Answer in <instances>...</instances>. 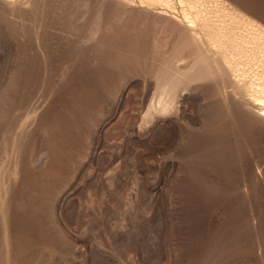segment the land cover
I'll list each match as a JSON object with an SVG mask.
<instances>
[{
  "label": "rangeland",
  "instance_id": "1",
  "mask_svg": "<svg viewBox=\"0 0 264 264\" xmlns=\"http://www.w3.org/2000/svg\"><path fill=\"white\" fill-rule=\"evenodd\" d=\"M172 1L0 0V264H264V0Z\"/></svg>",
  "mask_w": 264,
  "mask_h": 264
},
{
  "label": "bare ground",
  "instance_id": "2",
  "mask_svg": "<svg viewBox=\"0 0 264 264\" xmlns=\"http://www.w3.org/2000/svg\"><path fill=\"white\" fill-rule=\"evenodd\" d=\"M139 2L140 3H146V4H157V5H160L161 8L163 10H166L167 12L168 11H175V3L172 0H139ZM196 2H197V0H177L178 5H180L182 7L181 10H180V20H179L180 23L183 25V27H186V28L192 30L191 32L194 34V37L195 38H198V40H199L200 39V36L197 35V33L195 32V30H193L194 27H195V25H197L196 21H198V17H199V14H197L198 12H196V13H194V15H192V10L193 9H196L195 7L197 6L195 4ZM162 13H165V12H162ZM202 19H203V22L206 25H208V26L210 24H218V25H221L222 26V22L227 21V20H228V23L231 24V27L232 28L230 29V32L227 31L228 33L222 34L223 32L221 33V28H220V29H218V32L216 31L212 35V37H209V41L210 42H216V41H218L219 40L218 39V36L220 35V36H223L222 37L223 39H224V36H225V40H226L225 43L226 44L227 43L228 44L230 43L231 45H233V44H235L237 42L238 43H241V44L242 43L245 44L246 42L250 43L248 40L246 41V34H248V35H251L250 36L251 37V40L250 41H252V42H259L260 43V45H261L260 46V50H261V53L264 55V31L263 30H260V29H258L256 27H254V26H252L251 25L252 23L250 24L248 21H245L244 19L241 20L239 17H237L236 14L229 13L223 7H222V10H220V12H217V14L215 13V14H212L210 16H205ZM214 21L215 22L217 21L219 23H215ZM242 23L245 24V27L243 29L246 32V34H244V35L237 34L238 33V32H236L237 29H236V31H233L235 29L236 25H241ZM240 27H242V26H240ZM238 29H239V27H238ZM198 31H200V30H198ZM200 34H201V32H200ZM202 38H203V36H202ZM207 43H209V42H207ZM244 51H246V50H244ZM252 54H254V51H252ZM261 78H260V81H257L256 84H254V85L250 84L248 87L250 88L249 91L251 92L250 93V97H251L253 103L255 105H257V107H258V115L264 118V81Z\"/></svg>",
  "mask_w": 264,
  "mask_h": 264
}]
</instances>
